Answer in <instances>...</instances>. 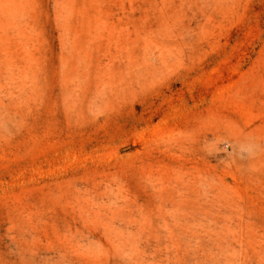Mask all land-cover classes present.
<instances>
[{"label":"rangeland","instance_id":"374dc122","mask_svg":"<svg viewBox=\"0 0 264 264\" xmlns=\"http://www.w3.org/2000/svg\"><path fill=\"white\" fill-rule=\"evenodd\" d=\"M0 264H264V0H0Z\"/></svg>","mask_w":264,"mask_h":264}]
</instances>
